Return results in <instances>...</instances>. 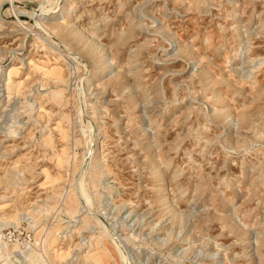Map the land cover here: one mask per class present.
I'll return each mask as SVG.
<instances>
[{"label": "rangeland", "instance_id": "rangeland-1", "mask_svg": "<svg viewBox=\"0 0 264 264\" xmlns=\"http://www.w3.org/2000/svg\"><path fill=\"white\" fill-rule=\"evenodd\" d=\"M115 239L264 264V0H0V264Z\"/></svg>", "mask_w": 264, "mask_h": 264}, {"label": "bare ground", "instance_id": "bare-ground-1", "mask_svg": "<svg viewBox=\"0 0 264 264\" xmlns=\"http://www.w3.org/2000/svg\"><path fill=\"white\" fill-rule=\"evenodd\" d=\"M40 11H42V9H40ZM89 143V142H88ZM81 187V186H80ZM86 199V198H85ZM85 199H84V201H85ZM86 202V201H85ZM112 235V234H111ZM114 240V239H113ZM115 242H116V239H115ZM115 244H117L118 245V242H116ZM118 250H119V253H120V258H122L123 260H125L126 262H127V260H126V257H125V255L122 253V251L120 250V248H119V245H118ZM127 264H129L128 262H127Z\"/></svg>", "mask_w": 264, "mask_h": 264}]
</instances>
